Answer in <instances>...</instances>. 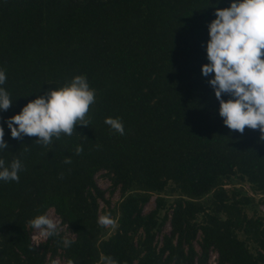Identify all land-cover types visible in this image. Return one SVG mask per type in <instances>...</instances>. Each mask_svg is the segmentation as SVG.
<instances>
[{
    "label": "trees",
    "instance_id": "16d2710c",
    "mask_svg": "<svg viewBox=\"0 0 264 264\" xmlns=\"http://www.w3.org/2000/svg\"><path fill=\"white\" fill-rule=\"evenodd\" d=\"M231 2L0 0V69L7 76L0 87L13 100L0 110L8 145L0 158L24 165L18 183L0 181V264H51L60 250L65 264H102V256L118 264H209L212 251L217 264H264L263 219L244 211L253 197L237 184L264 192V140L258 129L241 134L224 125L208 83L214 74L201 72L208 24ZM77 75L96 93L88 126L47 148L38 137H11L8 118ZM108 117L123 122L124 135ZM102 170L123 195L118 227L107 238L98 224L106 197L95 177ZM154 194L156 207L146 215ZM166 194L176 195L170 204ZM50 208L73 230L70 247L62 233L34 244L28 222ZM168 220L171 231L158 245Z\"/></svg>",
    "mask_w": 264,
    "mask_h": 264
},
{
    "label": "clouds",
    "instance_id": "9594fccd",
    "mask_svg": "<svg viewBox=\"0 0 264 264\" xmlns=\"http://www.w3.org/2000/svg\"><path fill=\"white\" fill-rule=\"evenodd\" d=\"M214 14L215 19L208 24V63L202 65V75L214 74L208 83L219 101V115L224 125L241 134L246 128L258 129L260 139L264 140V0H232L229 7L217 8ZM6 80L5 71L0 69V85ZM224 95L231 98L224 100ZM12 101L5 88L0 87V110L7 111ZM95 102V90L90 88L85 76L77 75L63 87L30 100L5 123L13 139L38 137L36 143L47 148L54 139L71 137L77 125L88 126V114ZM105 123L114 132L125 134L119 118L108 117ZM4 136V128L0 126V150L8 148ZM82 151V146L78 145L75 154L80 155ZM63 163L71 164L72 161L65 158ZM23 170L20 159H13L6 166L5 160L0 158V181L18 183L19 173ZM28 223L42 238L59 236L62 231L60 221L48 213L38 215ZM98 224L105 228L116 227L110 214L100 216ZM72 243L73 240L63 239L66 248ZM101 261L102 264H118L111 256H102ZM68 264L73 261L69 260Z\"/></svg>",
    "mask_w": 264,
    "mask_h": 264
},
{
    "label": "rangeland",
    "instance_id": "374dc122",
    "mask_svg": "<svg viewBox=\"0 0 264 264\" xmlns=\"http://www.w3.org/2000/svg\"><path fill=\"white\" fill-rule=\"evenodd\" d=\"M96 181L99 185V187H101V189L104 190L105 192V201L100 200V206H101V212H100V216L105 215V213H109L111 215V217L116 221V227L115 228H105L103 227V235L105 238L109 237V235L113 234L117 227H118V214L117 212H115V210H117L118 208V204L119 202L122 200V191L120 186H115L112 180L111 175L108 173L107 170H102L100 172H98L96 174ZM240 186L243 185L245 187V189L249 192L250 196L253 197L252 201L249 203H244L243 204V209L244 211L247 213V215L251 218H255L257 216L261 217L263 219V225L262 228H264V192H260V191H250L249 188V184L247 183H237ZM236 184V185H237ZM227 189H232L234 187V184H227ZM167 196V200L168 203L170 204L176 197V195L174 194H166ZM238 198L240 197L239 195L237 196ZM156 207V195L154 194L151 199L143 206V211L144 214H149L151 210H153ZM112 211V212H110ZM165 208H163V210L161 211V217H163V215L165 214ZM47 213L49 215L52 216L53 219H56L58 221H60L61 223V227H62V231L61 233L64 235L65 238H75V234L73 232L72 229H70L69 227L67 228L66 224H63L61 222V218L60 216L56 213L54 208H50ZM171 213V212H170ZM171 231V223L170 220H168L161 229V232H159L156 235V243H158V245H161L163 239H164V235L165 234H169ZM30 232L32 235V240L34 242L35 245H39L41 244V242H44L47 238H42L38 236L37 230L33 229L30 227ZM239 236L243 239H246L248 242V245L251 247V249L253 251H255L256 246L253 243V240L247 239V236L245 233L243 232H239ZM202 239V235L201 233H199L197 239L194 241L195 247L197 249L198 252H201V248H200V241ZM217 260H218V253L216 251H212L211 252V256H210V262L209 264H217ZM51 264H65V255L63 254V251H59V253L54 257V259L48 260Z\"/></svg>",
    "mask_w": 264,
    "mask_h": 264
}]
</instances>
